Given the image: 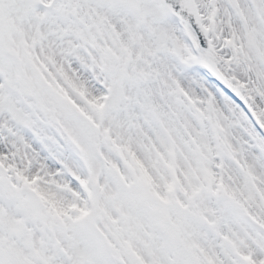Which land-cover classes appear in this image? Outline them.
Here are the masks:
<instances>
[{"label": "snow or ice", "instance_id": "1", "mask_svg": "<svg viewBox=\"0 0 264 264\" xmlns=\"http://www.w3.org/2000/svg\"><path fill=\"white\" fill-rule=\"evenodd\" d=\"M0 264H264V0H0Z\"/></svg>", "mask_w": 264, "mask_h": 264}]
</instances>
